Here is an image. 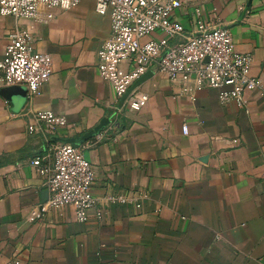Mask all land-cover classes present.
<instances>
[{"label": "crops", "instance_id": "obj_1", "mask_svg": "<svg viewBox=\"0 0 264 264\" xmlns=\"http://www.w3.org/2000/svg\"><path fill=\"white\" fill-rule=\"evenodd\" d=\"M195 8L252 59L261 90L245 93L243 110L212 89L181 95L157 73L139 86L144 107L129 109L97 72L110 18L94 0L51 19L0 17V60L15 29L52 59L35 96L8 100L0 88V264H264V0H182L172 18L192 31ZM40 111L66 121L51 143L79 141L93 168L83 224L69 207L29 221L48 199L31 165L47 143L27 132Z\"/></svg>", "mask_w": 264, "mask_h": 264}, {"label": "built area", "instance_id": "obj_2", "mask_svg": "<svg viewBox=\"0 0 264 264\" xmlns=\"http://www.w3.org/2000/svg\"><path fill=\"white\" fill-rule=\"evenodd\" d=\"M81 0H0V17L38 21L41 10L69 11ZM182 0H94V11L110 18V37L97 52V72L110 84L116 99H122L141 77L157 73L181 95L193 99L199 89L217 91L221 103L233 102L245 109L244 95L261 90V80L251 75L252 59L235 50L230 33L206 22L195 8L194 29L187 31L172 18ZM52 75L50 55L34 52L30 34L15 29L7 36L0 60V88L19 86L35 96ZM148 100L139 86L124 100L132 111H139ZM66 126L64 117L50 111L33 115L27 127L47 143L46 155L32 159L31 165L43 179L48 199L35 206L30 222L39 221L49 210L69 207L75 220L83 224L96 205L91 193L93 168L82 148L51 143ZM186 134V127H182ZM236 143V142H235ZM110 202L123 198H109ZM140 208V205H136Z\"/></svg>", "mask_w": 264, "mask_h": 264}, {"label": "water", "instance_id": "obj_3", "mask_svg": "<svg viewBox=\"0 0 264 264\" xmlns=\"http://www.w3.org/2000/svg\"><path fill=\"white\" fill-rule=\"evenodd\" d=\"M152 77V74L150 72L146 73L143 77H141L136 83H134V85L132 86V88L128 91V93L121 99L123 102L125 100V98L127 97V95L129 94V92L142 85L144 82H146L147 80H149ZM26 94L27 91L25 88L23 87H19V86H14V87H8L6 88L5 92L2 93V96L5 97L8 100L11 99H16L17 101H24L26 99ZM105 125V121H102L101 124L99 125V127H97L94 132H98L99 130H101L103 128V126ZM79 143V141L76 140H71L68 141V143L66 144H71V145H77Z\"/></svg>", "mask_w": 264, "mask_h": 264}, {"label": "rangeland", "instance_id": "obj_4", "mask_svg": "<svg viewBox=\"0 0 264 264\" xmlns=\"http://www.w3.org/2000/svg\"><path fill=\"white\" fill-rule=\"evenodd\" d=\"M140 90V89H139Z\"/></svg>", "mask_w": 264, "mask_h": 264}]
</instances>
